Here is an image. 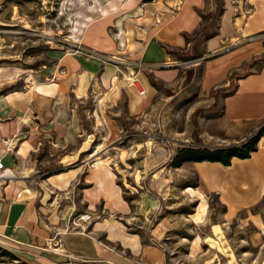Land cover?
Returning <instances> with one entry per match:
<instances>
[{"label": "rangeland", "instance_id": "rangeland-1", "mask_svg": "<svg viewBox=\"0 0 264 264\" xmlns=\"http://www.w3.org/2000/svg\"><path fill=\"white\" fill-rule=\"evenodd\" d=\"M176 1L171 0L173 6ZM84 2L4 0L0 4V89H20L29 81L52 78L54 52L69 51L78 41L75 35ZM263 6L264 0H205L199 25L188 36L189 45L173 50L170 60L153 68L104 59L107 81L94 80L82 95L73 93L69 98L72 135L67 144L42 143L27 166L12 170L10 193L14 186L29 189V196L51 219L63 223L62 228H80L92 217L80 218L84 212L78 201L80 177L99 160L111 167L131 203L129 228L138 231L143 242L161 249L163 263L264 264V194L249 209L229 213L216 195L200 188L190 162L170 166L172 154L181 147L239 144L257 131L246 139L225 140L229 124L221 121L222 97L231 90L232 81L226 87L207 89L201 75L210 53L249 37L264 43V30L243 36L234 26L237 21L242 26ZM104 7L100 5V13L107 11ZM254 60L246 62L245 71L257 66L259 59ZM167 69L174 75L159 77L157 71ZM129 87L136 93L132 105ZM9 182L0 181V189ZM19 259L31 264L0 235V264H22Z\"/></svg>", "mask_w": 264, "mask_h": 264}, {"label": "crops", "instance_id": "crops-1", "mask_svg": "<svg viewBox=\"0 0 264 264\" xmlns=\"http://www.w3.org/2000/svg\"><path fill=\"white\" fill-rule=\"evenodd\" d=\"M98 3L101 8L108 5L107 11L100 13ZM204 4L205 0H178L174 6L171 0H85L75 36L92 54L54 52L51 79L32 80L20 89H0L2 163L12 170L25 167L42 143L67 144L72 135L68 126L71 94L82 95L94 80L108 79V62L99 57L115 55L143 68L166 63L173 50L189 45L188 36L199 25ZM239 22L234 26L243 36L258 34L264 30V6L242 26ZM249 38L210 53L202 66L205 88L226 87L230 80L233 84L222 97L221 121L229 124L225 140L246 139L264 123V43ZM252 58L259 59L257 66L245 71ZM157 72L163 79L174 75L171 69ZM127 93L132 105L135 89L129 87ZM256 145L248 158L232 157L229 165L188 161L200 188L216 195L226 212L249 209L264 194V134ZM80 180L78 201L92 217L80 228L65 229L29 196V189L14 186L12 195L10 179L0 189V235L31 264H98L100 259L114 264H165L161 249L143 242L139 232L129 228L131 203L109 165L93 164Z\"/></svg>", "mask_w": 264, "mask_h": 264}, {"label": "trees", "instance_id": "trees-1", "mask_svg": "<svg viewBox=\"0 0 264 264\" xmlns=\"http://www.w3.org/2000/svg\"><path fill=\"white\" fill-rule=\"evenodd\" d=\"M264 134V123L257 128V131L239 144H231L225 147L217 146L208 148L206 146L181 147L171 156L170 166H179L185 161H219L223 165H229L232 157L248 158L251 152L257 149V142ZM20 263L26 264L19 259Z\"/></svg>", "mask_w": 264, "mask_h": 264}, {"label": "built area", "instance_id": "built-area-1", "mask_svg": "<svg viewBox=\"0 0 264 264\" xmlns=\"http://www.w3.org/2000/svg\"><path fill=\"white\" fill-rule=\"evenodd\" d=\"M72 48L69 50V52L71 53H78V54H83L85 56L87 55H91L92 54V51L85 48L84 46H81L79 44V42L77 41L76 43H73L72 45ZM116 59L120 62H123L126 61L125 59H120L118 57H116L115 55H109V56H101L99 57V60L101 61H104V59ZM136 66L139 67V63L137 64L136 63ZM147 68H149V66H146ZM129 79H131V77H129ZM133 81H136V77H132L131 79V82ZM144 90L141 88L139 89L138 93H142ZM13 177V173H12V169L10 167H7L5 166L3 163H2V160H1V157H0V181H5V180H8V179H11ZM83 215H80V218H85L86 217H91L92 215L89 213V212H82ZM85 216V217H83ZM98 264H114L113 262L109 261V260H106V259H100L98 260Z\"/></svg>", "mask_w": 264, "mask_h": 264}, {"label": "bare ground", "instance_id": "bare-ground-1", "mask_svg": "<svg viewBox=\"0 0 264 264\" xmlns=\"http://www.w3.org/2000/svg\"><path fill=\"white\" fill-rule=\"evenodd\" d=\"M129 72H130V71H129ZM98 163H100L99 160H98V162H96L95 164H98Z\"/></svg>", "mask_w": 264, "mask_h": 264}]
</instances>
